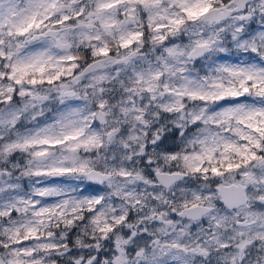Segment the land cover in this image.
Masks as SVG:
<instances>
[{
    "label": "snow or ice",
    "instance_id": "6c2138e0",
    "mask_svg": "<svg viewBox=\"0 0 264 264\" xmlns=\"http://www.w3.org/2000/svg\"><path fill=\"white\" fill-rule=\"evenodd\" d=\"M0 264H264V0H0Z\"/></svg>",
    "mask_w": 264,
    "mask_h": 264
}]
</instances>
